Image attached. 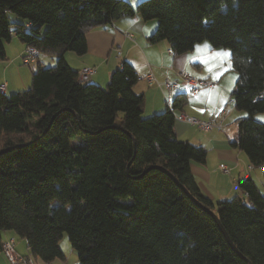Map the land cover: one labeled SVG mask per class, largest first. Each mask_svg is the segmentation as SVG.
<instances>
[{
  "label": "trees",
  "instance_id": "16d2710c",
  "mask_svg": "<svg viewBox=\"0 0 264 264\" xmlns=\"http://www.w3.org/2000/svg\"><path fill=\"white\" fill-rule=\"evenodd\" d=\"M135 13L157 20L148 40L174 55L204 41L230 50L231 101L246 113L230 144L264 164V0H0V61L13 35L56 57L30 67L29 88L0 90V235L13 230L40 263L65 260L66 233L79 264H264V195L250 177L227 200L201 193L190 163L206 149L174 132L185 95L143 116L128 61L103 87L78 83L65 60L86 53L88 32Z\"/></svg>",
  "mask_w": 264,
  "mask_h": 264
},
{
  "label": "crops",
  "instance_id": "0c3cea01",
  "mask_svg": "<svg viewBox=\"0 0 264 264\" xmlns=\"http://www.w3.org/2000/svg\"><path fill=\"white\" fill-rule=\"evenodd\" d=\"M127 1L135 7L139 0ZM156 25L155 19L143 20L139 13L123 16L115 20L107 30L88 32L86 53L78 56L67 52L68 54H64L65 60L75 70L84 66H95L96 72L92 82L101 86L108 82L112 71L120 66L121 61H128L138 75V81L133 90L144 98V116L163 111L166 107H170L177 94H184L186 100L181 108L174 111L175 118L180 113H185L222 124L221 127H214L208 131L200 130L177 119L174 124V132L178 139L201 145L206 149L203 162L190 163V170L201 193L213 203L227 200L241 195L237 182L250 177L264 195V164L252 166L246 154L230 144L237 138V121L245 116V113L238 110L236 112L233 103L229 104L236 73L230 69L229 55H224L228 53L227 50L212 49L210 44L204 41L184 54L174 55L169 53L170 46L166 40L149 42L148 37ZM127 33H130L132 37H128ZM14 37L16 36L13 35L5 44L6 60H2L3 64H0L3 65L0 85L5 84L3 92L6 94L9 92L8 87L13 84L9 76L11 73L9 75L6 73L8 68L11 67L19 79L20 84L17 86H23L27 80L23 67L16 66L15 71L13 68L15 67L12 63L13 59L19 60L26 51L25 45L18 39L19 44H15V51L10 50V47L14 45ZM43 60L40 54L36 63L40 62L43 66ZM149 72L158 82L169 78L176 83V86L168 90L155 84L148 85L144 78ZM181 72L206 80L211 85L192 92L189 86L180 80ZM220 165H226L230 170L229 173L221 172ZM11 238L14 239L16 253L21 255L30 253L25 239L18 237L13 230H4L0 235V264H10L1 250V243ZM53 263L64 264L59 260Z\"/></svg>",
  "mask_w": 264,
  "mask_h": 264
},
{
  "label": "built area",
  "instance_id": "2783aa9c",
  "mask_svg": "<svg viewBox=\"0 0 264 264\" xmlns=\"http://www.w3.org/2000/svg\"><path fill=\"white\" fill-rule=\"evenodd\" d=\"M128 37H132L130 33L126 34ZM169 53H172L171 50H169ZM40 53L31 47H27L26 51L23 53L21 60L24 64L30 65L35 64L36 61L39 59ZM96 72L95 66H84L81 69L78 70L76 75V80L78 83H88L92 80L94 74ZM180 80L189 86L190 90L192 92H197L203 87L210 86L211 84L207 82L206 80H201L196 78L195 76L187 73V72H181L179 74ZM145 81L148 85H157L159 87H164L165 89H172L176 86V83L171 81L169 78H165L163 82H158L155 76L149 72L145 75ZM5 84L0 85V90H5ZM232 103V101L230 100ZM177 120L183 121L184 123L195 126L196 128L208 131L211 130L214 127H221L222 124L220 122H216L214 120H203L194 116L187 115L185 113H180L177 117ZM219 170L223 173H229V168L226 165H220ZM1 250L4 253V255L7 257L10 264H54L53 262H45L40 263L36 260V258L31 254H18L15 251L14 248V239H9L1 243Z\"/></svg>",
  "mask_w": 264,
  "mask_h": 264
},
{
  "label": "rangeland",
  "instance_id": "374dc122",
  "mask_svg": "<svg viewBox=\"0 0 264 264\" xmlns=\"http://www.w3.org/2000/svg\"><path fill=\"white\" fill-rule=\"evenodd\" d=\"M9 16H10L11 21L15 18V15L13 13H9ZM156 22H157V20H156ZM12 28H13V26H12ZM46 28H47V25H44L43 28H42V32H45ZM13 40H14L13 41L14 42V45H12L10 47V50L11 51H15V49H16V47H15L16 45L15 44H19V41L17 40L16 37H14ZM221 50H227V52L229 53V58H230V50L229 49L226 48V49H221ZM68 53L74 54L73 52H68ZM41 56L44 58V60H43V67L53 66L55 64V61H56V57L55 56H52V55H43V54H41ZM12 63L15 66V67H13L14 68V71L16 70L15 69L16 66H21V67H23L25 69V72L27 74V80H26L25 84H23V86H17V85L20 84V81H18L19 79L17 78V76L15 75V73L11 70V67L8 68L7 71H6V73H7V75H9L11 73V75H9V76H11V79H12V82H13V84H11V85L12 86L13 85H16L15 87H12L11 85L8 87V91H9L8 94H10L11 92L25 90V89L29 88V86H30V79H31L30 67H35V64H30L29 66L26 65V64H24L22 62L21 58H19V60H16V61H15V59H13ZM0 64H3V62L0 61ZM229 64H230V62H229ZM2 66L3 65H0V73H1ZM230 69H231V67H230ZM229 74H230V72H229ZM0 79H1V75H0ZM3 80H5V78ZM234 82H235V80H234ZM106 83L103 84L102 86L105 87L106 86ZM230 97H231V95H230ZM229 104H231V102ZM236 112H237V110H236ZM245 115H246V113H245ZM254 117H255L256 120L261 121V122H264V114L263 113H258L256 115H254ZM59 247H60V249H62V252H63V254L65 256V260L64 261L59 260L61 263H64V264H79L78 257H77V253L71 247V244H70V242L68 240V237H67V234L66 233L63 234L61 240L59 241Z\"/></svg>",
  "mask_w": 264,
  "mask_h": 264
},
{
  "label": "water",
  "instance_id": "95a60500",
  "mask_svg": "<svg viewBox=\"0 0 264 264\" xmlns=\"http://www.w3.org/2000/svg\"><path fill=\"white\" fill-rule=\"evenodd\" d=\"M1 153V152H0ZM172 177V176H171ZM173 178V177H172ZM174 179V178H173ZM175 180V179H174ZM175 182L178 184V185H180L176 180H175ZM181 188H182V186H181ZM185 192H186V194L188 195V197L190 198V199H192L196 204H198L199 206H200V203L198 202V201H196L184 188H182ZM204 208V207H203ZM211 213H212V215H213V217H214V219L217 221V223H218V226L220 227V229H221V231H222V233L224 234V236L227 238V240H228V242L231 244V242H230V240H229V238H228V236H227V234H226V232H225V230L220 226V224H219V222H218V218H217V216H216V214L215 213H213L212 211H210ZM231 246H232V244H231ZM232 248L234 249V250H236L235 249V247L234 246H232ZM239 254V253H238ZM240 255V254H239Z\"/></svg>",
  "mask_w": 264,
  "mask_h": 264
},
{
  "label": "snow or ice",
  "instance_id": "6c2138e0",
  "mask_svg": "<svg viewBox=\"0 0 264 264\" xmlns=\"http://www.w3.org/2000/svg\"><path fill=\"white\" fill-rule=\"evenodd\" d=\"M224 55H225V56H228V55H229V53H224Z\"/></svg>",
  "mask_w": 264,
  "mask_h": 264
}]
</instances>
